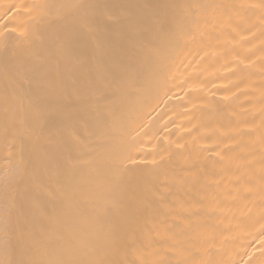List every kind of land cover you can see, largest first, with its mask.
Listing matches in <instances>:
<instances>
[{"label":"bare ground","instance_id":"6f19581e","mask_svg":"<svg viewBox=\"0 0 264 264\" xmlns=\"http://www.w3.org/2000/svg\"><path fill=\"white\" fill-rule=\"evenodd\" d=\"M0 264H264V0H0Z\"/></svg>","mask_w":264,"mask_h":264}]
</instances>
